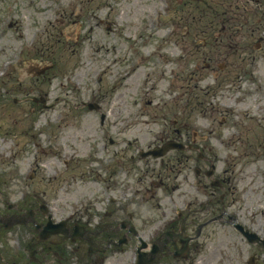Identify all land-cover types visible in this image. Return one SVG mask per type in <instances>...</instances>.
<instances>
[{"label": "rangeland", "instance_id": "374dc122", "mask_svg": "<svg viewBox=\"0 0 264 264\" xmlns=\"http://www.w3.org/2000/svg\"><path fill=\"white\" fill-rule=\"evenodd\" d=\"M179 134L205 161L183 152L184 168L170 175L176 152L137 155ZM211 163L223 190L203 176ZM168 197L181 210L192 200L190 218L223 208L264 235V0H0V208L125 221L147 242L169 216ZM22 229L0 238V264H131L138 244L133 237L95 256L76 241L29 262L47 245L19 246ZM235 236L215 221L188 259L216 264ZM19 251L17 261L10 252Z\"/></svg>", "mask_w": 264, "mask_h": 264}, {"label": "flooded vegetation", "instance_id": "af4514ba", "mask_svg": "<svg viewBox=\"0 0 264 264\" xmlns=\"http://www.w3.org/2000/svg\"><path fill=\"white\" fill-rule=\"evenodd\" d=\"M184 137H182V135L179 134L178 136H172V137L168 138V139H172V140H175V141H178V142H181L183 140L184 144L189 147V148H187L184 151L172 150V151H174L176 153L171 159L167 160V163L165 165V169L168 171V173L170 175H172L174 173V167L175 166H178L177 167V172L179 170H181L182 168H184L183 162L181 160V158L183 157L182 156L183 152L195 153V154H196V152H198L197 158L198 159H203L201 161H205L203 156L199 153L198 147H196V141L194 139H191V141H189L190 142V144H189L188 143V139L186 137L185 138ZM195 157H196V155H195ZM193 161H196V158ZM194 164H196V163H194ZM193 167H194L193 168V173H194L195 179L193 181L192 187H195L196 183H197L196 182V177H198L201 173H200L199 170H196V165H194ZM206 173H207V171H204L203 176L210 180V178L207 177ZM212 173H213V170H212ZM169 174H167L165 176V179H164L165 183L167 185L172 184V182L169 180L170 179V175ZM210 181H212V179ZM219 181L220 182H218L219 184L217 185V187H219V186L220 187L219 188L214 187V186L213 187L215 189L223 190L224 183H223L222 180H219ZM221 198H222V195L220 196V199ZM167 200H168V204L170 206H173V207L169 209V216L166 217L163 220V223H162L163 230H162V232L168 231V232L178 233L180 231V228H182L183 237L186 240L183 243V244L186 245V252H185V254L182 257L173 256V253L176 251V249L180 248V246L182 245V243H180V239L178 237H176L174 241H171L168 238H162L161 241L158 243V245L160 247L163 246V249L160 252V255H161L160 256V261L164 260V259H167V258H171L172 261H174V263H175V261L178 262V260L184 259V260H181L180 263L178 262L176 264H193V262L190 261L191 259H188V256L190 255L191 252H195L196 253L197 247L200 246L198 239L203 234L205 226H207V225H209V224H211V223H213L215 221H221V222L226 223L231 229H233L231 224H230V221H231L230 217L232 215L228 214L222 207H221L222 208L221 212H223L225 214H223V213L221 214V212H219L217 215H212V216H210L208 218H205V219L201 220L199 217H197L196 215H193V214H192V217L190 218V213H194L196 211V208L194 210H187L190 207L192 200H188L186 202V204H183L182 200H181V204L180 205L183 206V210L184 209L187 210V214H183L182 213L183 210H180L178 207H176V205H177L175 203L176 201L172 197H168ZM207 202H208L207 205H211L212 204L210 201H207ZM222 204H223V201L219 200V205H222ZM38 208L36 209L35 207H30V208L24 209V208L19 207V208H15L17 210L16 212H18V213L12 214L13 212H15L13 207H11L8 204H5V206L2 207V209L0 208V216L1 217L3 216L2 218H0V238L2 236H6V234L9 233V230L12 229L13 227L19 226V227L23 228L22 229L23 232H26V231L28 232L27 239H26V235L25 234H22L20 236L21 237V242H20L19 246H23V248H28V249L33 248L34 247L33 241H34V237H35V235L33 234L34 225H35V223L36 224L44 223L45 220H46V214H48V211H46L48 207L46 209H41V206H39ZM27 210H32V212H28ZM170 211H172V212L170 213ZM26 212L29 213L30 217H24L25 221H22L23 224H17V225L11 226L9 228L8 224L2 223V220L7 218L6 216H16V215H19V216L22 215L23 216V214H25ZM10 213H11V215H9ZM71 217L73 219V216H71ZM42 218H45V220H43ZM204 222H208V223L205 224L200 229V231L198 232V235H196L197 227L201 223H204ZM236 222H239L238 219H237ZM74 223H77V224H80V225L86 227L87 230H91V231L94 230V232L96 233L95 237L93 238L94 246L97 248V252H96L95 256L104 254L105 250L104 251H100V250L103 248V246L107 245L108 241L113 240L111 237H113V235H115L116 231H119L118 228H117V227H119L118 224L117 225L113 224V226H110V225H107L105 223L107 226H105L100 231L99 230V226L100 225L98 226V224L91 225L89 223H86L85 221L82 223V222L76 221L75 219L70 220V221H66L65 225L63 226V228L68 229ZM123 224H125V223H123ZM257 225H260V224H257ZM90 226L91 227L94 226V227L90 228ZM190 227H193L192 232H191V229H190V231H188V229ZM233 230H234V233H236L237 236H235V237H233L231 239L230 245H229V247H226L225 252H219L218 253V255L215 258L216 264H228L229 261H233V260H236V259L238 260L240 257L242 258V256H246L247 257L246 260H245L246 264H253V262L257 263V264L263 263L264 262V256H262V255H264V250L259 248L258 245L254 244V243H250L241 233H239L235 229H233ZM104 231L105 232H109L111 234L110 235L106 234L104 236V235L101 234ZM17 232H16V234H17ZM122 232H123V234H125L126 230L123 229ZM253 232H255L260 238L264 239V235L260 236L258 234L259 232L255 231V230ZM127 233H129V231H127ZM60 237H61L60 235H55L52 238L53 239L52 241L55 242V241H57L56 239H59ZM125 237H127V241L132 238L130 236H125ZM157 237L158 236H156L154 239H156ZM237 237H238L239 240L237 239ZM67 241L68 240H64V241H62L60 243H50L49 241H47V242H38V243H41V244H46L47 248H41L40 251H37L35 249L34 253H37L39 256L46 255L48 252H52V250L62 253L63 246H65L66 243H73V242H70V241L67 242ZM110 246H112V245L109 243L108 247H110ZM198 249H199V247H198ZM20 252L21 251L16 252V253L10 252L11 253V257H15L17 259V261L20 260L21 256H22V254H20ZM1 255L2 254H0V262L2 260V256ZM27 259H28V257L26 258V260ZM34 259H36V261H38V256H35ZM42 259H43V257H42ZM102 259H103V257L100 258V262L102 261ZM27 261H29V259ZM10 264H17V263H10ZM164 264H173V262L172 263L164 262Z\"/></svg>", "mask_w": 264, "mask_h": 264}, {"label": "water", "instance_id": "95a60500", "mask_svg": "<svg viewBox=\"0 0 264 264\" xmlns=\"http://www.w3.org/2000/svg\"><path fill=\"white\" fill-rule=\"evenodd\" d=\"M35 68V66H34ZM47 68V66L42 67L40 70H36L37 74L43 72L45 69ZM88 108H96L94 105L92 104H88ZM103 116H101L102 118ZM171 148H178V149H183L184 147L181 144H178L174 141H168L166 143H164L161 147H155L151 150H148L144 153H140V155L142 157L148 156V155H152L154 157H160L162 155H164L166 153L167 150L171 149ZM210 174V172H209ZM215 182V181H214ZM17 222H21L20 220H14L12 222H8V226L12 225L13 223H17ZM61 223L58 224H51L50 221H48V223L42 228L41 231H38L37 234V240L39 241H44V240H49L51 242V237L53 235H56L58 233H62L64 236L61 237V240H64L68 237H70V240L74 241L76 239L82 240L83 241V235L86 234V232L83 231V228L78 227V226H73L70 230V234H68L67 229H63L61 228ZM201 227V225L198 227ZM237 229L243 230V228L239 225L235 226ZM198 232V231H197ZM245 236L251 240L252 242L254 240H258V238H256V236L254 234L248 233L247 231H244ZM59 241V240H58ZM125 240L124 239H120L117 243L112 242V244L114 246H119L121 245ZM182 241V240H181ZM185 241V240H184ZM183 241V243H184ZM88 243L90 244L88 251L89 252H93L95 251V248L93 247L94 244L88 239ZM146 245L141 242L140 247L138 248V255H137V261L135 264H152L154 262H156L158 260V257H156V254L159 252V249L152 244V250L151 252H141L139 251L140 248H144ZM185 248V246L182 247L181 250H183ZM178 254V253H177Z\"/></svg>", "mask_w": 264, "mask_h": 264}]
</instances>
